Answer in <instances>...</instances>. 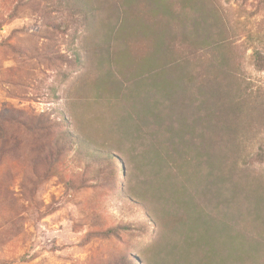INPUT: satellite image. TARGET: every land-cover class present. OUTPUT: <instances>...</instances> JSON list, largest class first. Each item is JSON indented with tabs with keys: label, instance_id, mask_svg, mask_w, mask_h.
<instances>
[{
	"label": "rangeland",
	"instance_id": "1",
	"mask_svg": "<svg viewBox=\"0 0 264 264\" xmlns=\"http://www.w3.org/2000/svg\"><path fill=\"white\" fill-rule=\"evenodd\" d=\"M163 6L0 0V264H264V0Z\"/></svg>",
	"mask_w": 264,
	"mask_h": 264
},
{
	"label": "trees",
	"instance_id": "2",
	"mask_svg": "<svg viewBox=\"0 0 264 264\" xmlns=\"http://www.w3.org/2000/svg\"><path fill=\"white\" fill-rule=\"evenodd\" d=\"M78 1H80V0H78ZM81 1H84V0H81ZM127 1H130V0H127ZM155 3H156V5H160V8H163L164 6H165V1H164V6H163V0H155ZM164 9L166 10V12L167 13H169L170 12V10L167 8V7H164ZM208 12V15H210V16H213V12H212V10H209V11H207ZM170 16L173 18V19H175L176 18V16L177 17H180L181 15L180 14H176V13H171L170 14ZM210 16H207V15H204V17H203V20L205 21V22H207L208 21V19L210 18ZM200 23L199 22H196L194 25H195V27L194 28H196V26H198ZM109 35V34H108ZM165 47V40H164V38H161V45H160V47ZM255 57H256V59H257V61H259V65H261L262 64V55H261V53H259V52H255V55H254ZM180 83L177 81V84H175V85H173L172 86V88L174 89V90H176V89H178L179 91L180 90H182L181 89V87H180V85H179ZM154 85H157V83H156V81H154ZM158 87V86H157ZM213 94L215 95V96H219L220 95V93L218 92V89H216L214 92H213ZM227 94V93H226ZM223 95L225 96V93H223ZM227 96L228 97H230L228 94H227ZM108 154V153H107ZM107 157L108 158H113V157H111V154H108L107 155ZM163 160V157H161V156H158L157 157V161H156V164H158L159 162H161ZM166 163V161L164 160V161H162L159 165H157L156 166V168H160L161 167V169L162 170H164L165 169V167L163 166L164 164ZM165 177L163 178V181L162 182H166V181H168L171 177V174L169 173V172H167L165 175H164ZM162 188L163 187H161V188H159V194H162ZM163 195V194H162Z\"/></svg>",
	"mask_w": 264,
	"mask_h": 264
}]
</instances>
